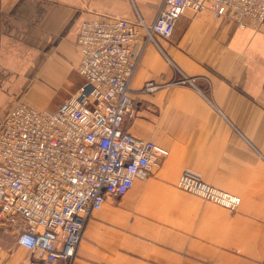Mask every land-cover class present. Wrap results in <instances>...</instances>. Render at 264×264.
<instances>
[{"label": "crops", "instance_id": "crops-1", "mask_svg": "<svg viewBox=\"0 0 264 264\" xmlns=\"http://www.w3.org/2000/svg\"><path fill=\"white\" fill-rule=\"evenodd\" d=\"M161 3L0 0V120L19 100L55 109L77 93L80 21L138 15L150 24ZM148 80L159 88L143 91ZM130 89L135 113L123 129L167 155L91 213L72 264H257L264 258V25L186 9L169 38L147 43ZM183 171L238 195L239 205L230 210L177 188ZM7 255L0 256L6 264L30 257L21 247Z\"/></svg>", "mask_w": 264, "mask_h": 264}, {"label": "built area", "instance_id": "built-area-1", "mask_svg": "<svg viewBox=\"0 0 264 264\" xmlns=\"http://www.w3.org/2000/svg\"><path fill=\"white\" fill-rule=\"evenodd\" d=\"M186 9L239 26L264 24V0H162L150 24L138 15H95L78 25L84 83L77 93L55 109L19 100L0 120V227L30 253L23 264H72L83 227L105 197L125 194L161 165L167 150L123 124L135 113L130 84L145 46L169 38ZM157 88L148 80L142 90ZM176 187L230 210L240 203L189 171Z\"/></svg>", "mask_w": 264, "mask_h": 264}, {"label": "rangeland", "instance_id": "rangeland-1", "mask_svg": "<svg viewBox=\"0 0 264 264\" xmlns=\"http://www.w3.org/2000/svg\"><path fill=\"white\" fill-rule=\"evenodd\" d=\"M14 243H15L14 234L11 233L9 229L0 227V256L7 257L8 256L7 254H10L16 248ZM4 257H2V259H4Z\"/></svg>", "mask_w": 264, "mask_h": 264}]
</instances>
